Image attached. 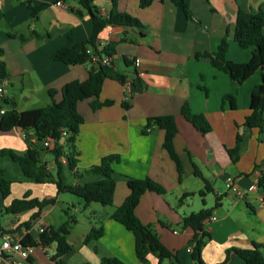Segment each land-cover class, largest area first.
I'll use <instances>...</instances> for the list:
<instances>
[{"label": "crops", "instance_id": "obj_1", "mask_svg": "<svg viewBox=\"0 0 264 264\" xmlns=\"http://www.w3.org/2000/svg\"><path fill=\"white\" fill-rule=\"evenodd\" d=\"M23 1L0 0V47L4 50L0 60L5 62L9 73L7 78L0 81V86L4 88L6 98L16 102L18 110L50 104V89L60 91L72 80L85 79L92 66V63L68 65L52 59L53 53L66 44L71 33L76 42L84 41L92 34V18L78 0H33L35 5L49 3L37 19L32 18L30 9ZM186 2L192 12L190 19L169 0H154L145 8L140 6V0H118L119 10L138 17L142 26H108L99 35L103 43L116 42L113 62L118 70L127 75V82L121 84L113 79L104 82L99 100L112 99L114 103L110 106L95 110L91 107L92 99L79 102L78 109L85 122L77 137L80 151L78 169L82 171L98 164L107 154L120 155L121 160L113 165L117 183L112 206L116 209L131 191L128 177H151L161 183L167 193L178 191L184 195L200 192L205 183L195 174L198 166L202 175L212 183L215 198L212 215L204 221V231L210 236L205 239L202 259L208 264H217L226 258V264H243V259L237 253L232 251L228 255L229 248L251 247L254 241L264 245V134H260L258 128L244 125L245 117L250 113L252 91L262 81L264 68L243 83H238L209 60L195 59V55L199 51L216 50L227 36L228 59L249 61L252 48L240 47L233 37L237 14L240 9L258 11L264 7V0ZM95 3L100 12L107 15L112 0H97ZM125 55L132 61L129 66L124 61ZM226 94L235 96L236 108H232L229 101H223ZM59 96L56 95L57 99ZM40 100L45 104H37ZM125 100L129 103L127 109L122 105ZM185 101L190 103L194 112L206 115L213 127L211 132L202 134L182 116L180 111ZM4 108L9 109L7 105ZM165 114H174L179 128L174 145L184 169L182 182L179 181L175 162L163 146L165 131L155 126L147 134L142 132L149 116ZM23 133L34 135L32 130L24 132L13 128L3 131L0 127V148H12L23 154L27 149ZM238 133L242 141L239 160L234 163L227 149L235 146ZM32 140L35 141V138ZM5 158L0 160L7 165ZM42 158L51 171L55 170V159L49 161ZM21 173V179L32 182L22 170ZM4 176L13 181V189L16 181L5 172ZM64 176L66 181L76 182L67 165L64 166ZM100 178L89 175L85 181ZM190 178L200 180L194 183L196 188L191 186L192 181L188 182ZM228 178H232L245 191L243 197L228 190ZM54 193L57 194V187ZM159 195L150 191L143 195L137 207V214L143 222L152 219L159 221V212L164 209L159 203ZM51 196L53 194L44 197ZM204 196L208 200V196ZM6 199L0 193L1 206L12 202L6 203ZM145 200L150 204L146 206ZM26 212H29L28 217L0 225L7 228L15 223V235L23 237L29 232L37 238L39 228L49 226L43 219L45 211L33 220L28 230L21 224L29 220L35 210ZM111 216L104 226L103 236L90 243L97 242L103 256H128L130 264H141L135 254L133 233ZM169 218L179 221L183 216L174 212ZM170 231L157 233L173 252L184 250L192 257L194 230L185 227L184 233L175 228H170ZM38 247H42L41 252L37 254L35 247L33 264H58L53 258L57 249L55 242L47 247ZM49 248H53L52 254L48 253ZM72 252L73 249L58 258L61 264L68 263ZM149 258L152 264H158L155 256L150 255ZM87 261V258H83L77 264ZM97 264H100V260ZM190 264H196L193 257Z\"/></svg>", "mask_w": 264, "mask_h": 264}, {"label": "trees", "instance_id": "obj_2", "mask_svg": "<svg viewBox=\"0 0 264 264\" xmlns=\"http://www.w3.org/2000/svg\"><path fill=\"white\" fill-rule=\"evenodd\" d=\"M81 6L86 9L93 22V31L91 36L81 42H76L71 33L68 41L56 52L52 59L61 61L68 65H78L92 63L87 76L83 80L75 79L66 83L60 91L50 89L49 95L51 103L46 106H38L25 110H18L16 102L13 99L6 98L0 102V110L8 106L4 113H0V127L3 131H9L13 128H19L24 132L33 131L34 135L26 134L24 137L27 143V149L23 154L15 152L12 148H0V158L9 157L17 163L26 178L35 183H52L57 187V194L52 197L38 198L27 191L22 197L14 198L12 202L4 206V210L13 215H17L29 210H35L31 218L21 224L27 230L31 227L33 220L42 215L44 211L52 207L57 196L63 192H69L84 200L85 205L89 206L93 202H98L103 206L113 205L116 179L114 177L113 165L121 160L117 153H110L102 157L98 164H94L82 171L78 169L80 151L77 148V137L81 130L85 118L78 109L80 101L91 100V107L98 109L102 106H110L114 103L112 99L104 101L99 100L104 82L107 79H113L121 84L127 82V75L118 70L114 62L110 64L102 61L103 55L114 56L116 54V42L110 41L101 45L99 40L100 33L108 26H142L141 20L133 14L121 11L118 8V0H112L109 13L103 15L96 6L97 0H78ZM176 7L181 9L187 18H192V12L186 0H169ZM30 9L31 16L37 19L39 13L46 8L49 3L35 5L33 0L23 1ZM154 0H140V6L145 8L150 6ZM234 40L242 48H252V57L247 62H235L227 57L229 50V41L225 36L216 50L199 51L195 59L205 58L218 69L229 74V76L238 83H243L255 72L264 68V7L258 11H245L240 9L237 14L236 24L233 34ZM4 53L0 47V55ZM98 56L94 60L93 56ZM126 65H130L127 56H124ZM9 76L4 61L0 60V78L5 79ZM60 98L57 99L56 95ZM223 101H229L232 108H236V98L232 94H226ZM124 108H129V103L122 102ZM182 116L191 123L196 130L202 134L212 131L213 127L206 115L201 112H194L189 102L185 101L181 106ZM244 125L250 128H258L260 134H264V73L262 81L257 84L251 94L250 113L245 117ZM159 127L165 131L163 146L168 151L170 157L176 164L179 174V181L182 182L184 169L180 157L175 149L174 138L179 132L174 114L149 116L142 128L143 134H147L153 127ZM35 138V141L32 138ZM52 140V147H46L54 155L55 173L49 168L46 161L42 158V150L38 148V143H45L46 139ZM64 141L61 142V139ZM242 136L238 133L236 144L227 151L232 162L239 160V150ZM45 145V144H44ZM66 159V163L63 161ZM67 165L73 172L76 179L75 183L66 181L64 176V166ZM196 166V165H195ZM0 175V193L6 198L11 194L13 181L4 176V170ZM195 174L201 177L205 183L200 194L213 192L214 188L210 180L204 177L196 166ZM89 175H98L101 178L96 181H85ZM130 193L125 200L112 213V218L121 223L127 230L134 235L135 254L141 261V264H152L149 256L153 255L158 259V264H176L178 261L177 253L173 252L161 240L159 234L151 225L145 224L137 214L143 195L146 192H155L160 195L167 193V189L151 177L133 178L128 177ZM192 193H186L183 196H189ZM212 215V209L202 208L197 212H191L182 218L184 227H191L194 230L193 240L195 247L192 257L197 264H208L202 259V249L209 234L204 231V221ZM0 229H4L1 225ZM70 225L68 222L55 228L52 225L47 226L38 237L34 238L27 232L23 238V244L32 247H47L52 243L57 244L56 254L53 256L58 264H61L58 258L67 254L72 245L68 241ZM104 234V227H92L85 238L88 244L93 240H98ZM263 244L253 242L251 247L237 248L231 247L230 252L237 253L244 261L243 264H264ZM227 258L217 264H226ZM90 264V263H83ZM100 264H125L116 256H103Z\"/></svg>", "mask_w": 264, "mask_h": 264}, {"label": "rangeland", "instance_id": "obj_3", "mask_svg": "<svg viewBox=\"0 0 264 264\" xmlns=\"http://www.w3.org/2000/svg\"><path fill=\"white\" fill-rule=\"evenodd\" d=\"M37 104L44 105L45 103L40 100ZM34 106V105H27ZM36 106V105H35ZM46 106V105H44ZM38 148L42 151V156L47 160L51 161L54 159L52 152L47 151L43 142L38 143ZM7 165L3 164L0 160V171L4 170L10 178L16 181L11 189V194L6 197V203L11 202L14 198L22 197L24 193L30 191L34 197L40 199L45 198L47 194H56V187L53 184L43 183L38 184L35 182H30L25 179H21L22 173L18 164H15L10 158H5ZM69 172L68 168L65 169ZM55 173V170H52ZM67 179L70 180V176L67 174ZM22 180H25L24 182ZM189 181H192L193 188H196L195 182L199 183L200 180L196 178H190ZM23 182V183H21ZM191 183V182H189ZM208 200L205 199V196L200 194L199 191H196L189 196H183V193L178 191H169L166 195L157 196L159 203L162 209L159 214V221H145V224H149L156 231H170V228L177 229L180 233H184V225L182 219L177 221L173 218L170 219L171 214L177 212L181 216L188 215L191 212H197L202 208H212L215 205V198L212 192L206 193ZM52 197V196H51ZM205 202L206 204L204 205ZM144 204H150V201L145 200ZM115 211L112 205L103 206L98 202H93L89 206L85 205V202L80 197L71 194L69 192L60 193L57 196L56 203L48 208L45 211V216L43 217L44 221L49 225L59 228L64 223L68 222L70 225V233L67 238L69 243L72 245L73 252L70 254V260L67 264H76L87 258V262L90 264H97V261L100 260L103 255L101 251L98 250L97 242L85 243V238L88 233L91 231L92 227L105 226L107 221H109L111 214ZM29 216V212L22 213L19 217H15L13 214H9L4 210V206L0 204V223L3 226L6 225V222H11V219L16 221L19 219H24ZM170 233H172L170 231ZM173 235V234H172ZM174 236V235H173ZM172 236V237H173ZM176 237V235H175ZM174 238V237H173ZM97 241V240H94ZM97 247V251L95 250ZM195 247V246H194ZM42 247H36L35 251L38 254L41 252ZM53 248L48 249V253L52 254ZM176 253V252H175ZM121 256V255H120ZM119 256V259L122 260L125 264H130L131 259L128 256ZM134 256V254H133ZM178 261L176 264H190L192 261L191 254H186L184 250L177 252ZM46 259V258H44ZM197 264V262L195 261Z\"/></svg>", "mask_w": 264, "mask_h": 264}, {"label": "built area", "instance_id": "obj_4", "mask_svg": "<svg viewBox=\"0 0 264 264\" xmlns=\"http://www.w3.org/2000/svg\"><path fill=\"white\" fill-rule=\"evenodd\" d=\"M101 45H104L101 39L99 40ZM94 60H97L98 56H93ZM102 61L104 63L110 64L113 62V56L103 55ZM2 81V78H0ZM6 99L4 88L0 86V102L2 103ZM5 108H1L0 113H4ZM23 136H26V133H23ZM45 146L52 147V140L47 138L45 141ZM63 161L66 163V159L63 158ZM226 186L228 190L233 191L236 195L243 197L245 191L235 183L232 178L226 180ZM13 223L12 226L0 229V264H33L32 254L35 247H32L27 244H23L22 238L13 233V230L16 229V225ZM1 226V225H0ZM45 227L39 228V232H42ZM177 233V231H174ZM191 251V249H188Z\"/></svg>", "mask_w": 264, "mask_h": 264}, {"label": "water", "instance_id": "obj_5", "mask_svg": "<svg viewBox=\"0 0 264 264\" xmlns=\"http://www.w3.org/2000/svg\"><path fill=\"white\" fill-rule=\"evenodd\" d=\"M62 139H64V138H62ZM14 221H16V220H15V219H13V220L11 219V222H9V223H12V222H14ZM7 225H8V224H7Z\"/></svg>", "mask_w": 264, "mask_h": 264}]
</instances>
